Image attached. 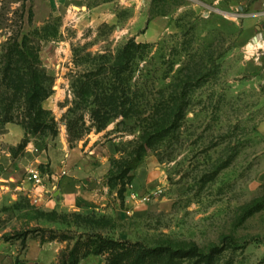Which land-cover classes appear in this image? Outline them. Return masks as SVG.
<instances>
[{
    "label": "rangeland",
    "instance_id": "obj_1",
    "mask_svg": "<svg viewBox=\"0 0 264 264\" xmlns=\"http://www.w3.org/2000/svg\"><path fill=\"white\" fill-rule=\"evenodd\" d=\"M64 1L0 0V124L82 181L129 185L130 203L101 214L1 201L0 264H57L74 241L43 243L51 231L222 248L159 264H264V74L230 27L229 0ZM24 43L29 58L10 57ZM34 72L48 126L36 133Z\"/></svg>",
    "mask_w": 264,
    "mask_h": 264
},
{
    "label": "crops",
    "instance_id": "obj_2",
    "mask_svg": "<svg viewBox=\"0 0 264 264\" xmlns=\"http://www.w3.org/2000/svg\"><path fill=\"white\" fill-rule=\"evenodd\" d=\"M71 1L65 0L60 4L66 5ZM226 8L233 15L230 17L233 19L230 27L239 32V43L247 55L246 58L255 55V66L262 67L264 74V0H229ZM261 132L264 135V123ZM24 138L25 130L22 127L0 124V203H15L21 197H31L32 187L25 180L27 170L33 166L43 170L47 165L51 169V175L45 178L54 187V190L49 189L42 194L41 206L47 209L113 214L130 203L125 197L126 193L121 198L118 191L115 192L99 178L82 181L80 172L76 171L61 176L67 168L63 166L59 170L60 166L53 161L51 155L44 153L40 143H29L25 147L24 156L18 155L16 150ZM57 175L59 177L56 178ZM4 252L5 248L0 245V255ZM26 257L27 260L30 259V255Z\"/></svg>",
    "mask_w": 264,
    "mask_h": 264
},
{
    "label": "trees",
    "instance_id": "obj_3",
    "mask_svg": "<svg viewBox=\"0 0 264 264\" xmlns=\"http://www.w3.org/2000/svg\"><path fill=\"white\" fill-rule=\"evenodd\" d=\"M27 50V43L17 45L11 51L10 57H12L13 53H16L20 54L23 59L26 60L29 58ZM41 77L40 73L34 72V79H30L27 84V86H30L27 94L31 110H29V113L30 117H34L32 118V124H30L29 127L33 133L48 128L45 120L42 118L45 112L42 109L41 100L43 101L44 97L39 98V95L43 91L42 83L39 80ZM24 147H26V144L22 143L17 150L23 149ZM17 150L16 152H18ZM131 185L132 183L130 186ZM128 186L129 185L125 184L123 189L118 192L121 198H123L124 194L127 192ZM89 221L90 219L87 218V222ZM69 239L73 240L74 244L71 247L69 246L67 250L61 254L57 264H80L83 260H86L89 257H105V264H159L165 256H170L172 258L199 257L208 260L222 251V248L219 247L213 248L209 253L202 252L195 246L188 249L174 248L168 245L149 247L140 242L133 243L130 241L114 240L102 233L91 232H86L70 238L68 236L57 235L54 231H51L49 238H43L42 242H65ZM23 243H25V240H23Z\"/></svg>",
    "mask_w": 264,
    "mask_h": 264
},
{
    "label": "built area",
    "instance_id": "obj_4",
    "mask_svg": "<svg viewBox=\"0 0 264 264\" xmlns=\"http://www.w3.org/2000/svg\"><path fill=\"white\" fill-rule=\"evenodd\" d=\"M66 175H67V171L65 170L62 172L61 176H66ZM57 177H59V176L57 175L56 178ZM25 180L32 187L33 194L31 196V199H32L33 203H35V204H39L42 201V199H41L42 194L44 192H46V190H49V189L54 190L53 186L47 185L45 177L38 167H35V166L30 167L27 170ZM34 191H35V193H34ZM141 202H143V203L150 202V197H148L146 195L142 196Z\"/></svg>",
    "mask_w": 264,
    "mask_h": 264
}]
</instances>
